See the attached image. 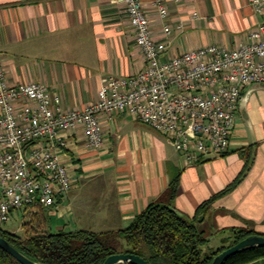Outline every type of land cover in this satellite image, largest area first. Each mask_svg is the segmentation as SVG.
Returning <instances> with one entry per match:
<instances>
[{"label": "crops", "instance_id": "obj_1", "mask_svg": "<svg viewBox=\"0 0 264 264\" xmlns=\"http://www.w3.org/2000/svg\"><path fill=\"white\" fill-rule=\"evenodd\" d=\"M144 1L160 39L159 15L151 0ZM166 4L173 35L165 58L208 44L234 47L264 22L253 0ZM0 54L10 83L43 81L72 108L94 101L104 78L130 76L146 65L122 0H0ZM102 121L101 148L87 144L82 128L65 133L67 144L59 154L76 182L64 200L46 207L53 231L124 229L175 179L176 208L194 216L240 175L252 150L245 178L213 201L201 228L210 233L254 227L264 233L263 82L243 89L228 152L206 153L190 164L173 141L126 111L104 115Z\"/></svg>", "mask_w": 264, "mask_h": 264}, {"label": "built area", "instance_id": "obj_2", "mask_svg": "<svg viewBox=\"0 0 264 264\" xmlns=\"http://www.w3.org/2000/svg\"><path fill=\"white\" fill-rule=\"evenodd\" d=\"M122 2L146 65L130 76L104 78L84 108L66 107L43 81L10 83L0 54V225L17 210L32 215L67 197L76 179L59 154L65 133L82 128L87 144L101 148L104 115L130 113L173 141L187 164L228 152L243 89L264 83V22L234 47L208 44L165 58L173 35L166 0H151L160 39L144 0ZM253 5L264 13V0Z\"/></svg>", "mask_w": 264, "mask_h": 264}, {"label": "trees", "instance_id": "obj_3", "mask_svg": "<svg viewBox=\"0 0 264 264\" xmlns=\"http://www.w3.org/2000/svg\"><path fill=\"white\" fill-rule=\"evenodd\" d=\"M251 153L246 156L240 175L223 192L203 202L194 216L176 208L179 179H175L159 199L136 215L129 226L118 231H53L48 211L41 206L40 212L23 224L24 233L0 225V234L29 258L46 264H104L114 253L139 254L150 264H212L217 254L245 237L255 233L264 235L254 227L232 228L222 237V243L214 247L209 234L201 228L213 201L245 178L253 163ZM0 264L23 263L0 245ZM225 264H264V246L246 248L230 256Z\"/></svg>", "mask_w": 264, "mask_h": 264}, {"label": "water", "instance_id": "obj_4", "mask_svg": "<svg viewBox=\"0 0 264 264\" xmlns=\"http://www.w3.org/2000/svg\"><path fill=\"white\" fill-rule=\"evenodd\" d=\"M0 245L8 253L14 256L17 260L23 264H46L41 261H36L18 250L8 239L0 234ZM253 246H264V235L263 234H251L238 243L224 249L222 252L217 254L212 264H225L226 260L240 251ZM120 262H131L134 264H150L146 258L135 253H114L109 255L104 264H118Z\"/></svg>", "mask_w": 264, "mask_h": 264}, {"label": "rangeland", "instance_id": "obj_5", "mask_svg": "<svg viewBox=\"0 0 264 264\" xmlns=\"http://www.w3.org/2000/svg\"><path fill=\"white\" fill-rule=\"evenodd\" d=\"M39 211H37L36 213H39ZM27 212H25L24 209H21V211H17L14 213L13 215V218L10 222L8 223H3L2 224V227L7 229V230H10V231H13V232H17V233H24L25 229L23 227V224L25 222H27L29 220V218H31V216H33L34 214L36 213H33L32 215H30L29 213L26 214ZM25 217V218H24ZM53 219V220H52ZM51 220L54 222L56 220V218H52ZM233 227H227V228H224V229H221V230H215V231H211L209 234V236L211 237V246H218L220 245L222 242H221V239L223 236H227L228 235V232L230 231V229H232ZM54 231L55 228H54ZM226 231V232H225Z\"/></svg>", "mask_w": 264, "mask_h": 264}]
</instances>
